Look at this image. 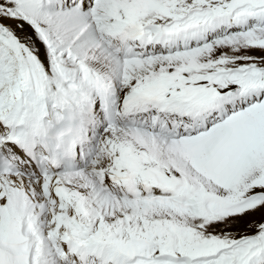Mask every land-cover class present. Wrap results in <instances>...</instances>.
I'll list each match as a JSON object with an SVG mask.
<instances>
[{
    "label": "snow or ice",
    "instance_id": "obj_1",
    "mask_svg": "<svg viewBox=\"0 0 264 264\" xmlns=\"http://www.w3.org/2000/svg\"><path fill=\"white\" fill-rule=\"evenodd\" d=\"M0 264H264V0H0Z\"/></svg>",
    "mask_w": 264,
    "mask_h": 264
}]
</instances>
